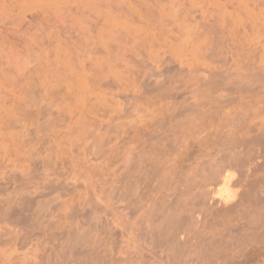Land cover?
<instances>
[{
  "label": "rangeland",
  "instance_id": "obj_1",
  "mask_svg": "<svg viewBox=\"0 0 264 264\" xmlns=\"http://www.w3.org/2000/svg\"><path fill=\"white\" fill-rule=\"evenodd\" d=\"M258 1L0 0V264H264Z\"/></svg>",
  "mask_w": 264,
  "mask_h": 264
},
{
  "label": "bare ground",
  "instance_id": "obj_2",
  "mask_svg": "<svg viewBox=\"0 0 264 264\" xmlns=\"http://www.w3.org/2000/svg\"><path fill=\"white\" fill-rule=\"evenodd\" d=\"M2 1H3V0H2ZM239 1H240V0H239ZM250 1H251V0H250ZM257 1H258V0H257ZM261 1H262V0H261ZM4 2H5V1H4ZM19 2H20V1H19ZM253 2H254V1H253ZM258 2H259V1H258ZM239 3H240V2H239ZM239 3H238V4H239ZM19 4H20V3H19ZM246 4H247V3H246ZM249 4H250V3H249ZM253 4H254V3H253ZM261 5H262V3H261ZM7 6H9V5H7ZM10 6H11V5H10ZM10 6H9V7H10ZM17 6H18V5H17ZM220 6H221V4H220ZM234 6H235V5H234ZM236 6H237V5H236ZM246 6H247V5H246ZM248 6H249V5H248ZM252 6H253V5H252ZM255 6H256V5H255ZM232 7H233V6H232ZM239 7H240V6H239ZM242 7H243V6H242ZM259 7H260V6H259ZM11 8H13V7H11ZM11 8H10V9H11ZM221 8H222V6H221ZM224 8H225V7H224ZM254 8H255V7H254ZM8 10H9V8H8ZM11 10H12V9H11ZM23 10H24V9H22V11H23ZM222 10H223V9H222ZM226 10H227V9H226ZM248 10H249V9H248ZM22 11H19V12L22 13ZM231 11H232V9H231ZM242 11H243V10H242ZM250 11H251V10H250ZM250 11H249V13H250ZM19 12H18V13H19ZM220 12H221V11H220ZM253 12H254V11H253ZM222 13H223V12H222ZM225 13H226V12H225ZM239 13H240V12H239ZM233 14H234V13H233ZM241 14H242V13H241ZM20 15H21V14H20ZM236 15H237V14H236ZM14 17H15V16H14ZM17 17H18V14H17ZM19 17H20V16H19ZM19 17H18V18H19ZM45 17H46V16H45ZM236 17H238V15H237ZM238 18H239V17H238ZM238 18H237V19H238ZM252 19H253V18H252ZM47 20H48V19H47ZM220 20H221V19H220ZM255 20H256V19H255ZM236 21H237V20H236ZM238 21H239V20H238ZM256 21H257V20H256ZM257 22H258V21H257ZM237 23H238V22H237ZM34 24H35V23H34ZM240 24H241V23H240ZM254 24H255V23H254ZM261 24H262V23H261ZM39 25H41V23H40ZM43 25H44V24H43ZM228 25H229V24H228ZM235 25H236V24H235ZM242 25H243V24H242ZM32 26H33V25H32ZM44 26H45V25H44ZM35 27H36V26H35ZM228 27H229V26H228ZM263 28H264V27H263ZM225 29H226V28H225ZM26 30H27V29H26ZM232 30H233V29H232ZM240 31H242V30H240ZM244 31H245V30H244ZM251 31H252V28H251ZM53 32H54V31H53ZM55 32H56V31H55ZM225 32H226V31H225ZM248 32H249V31H248ZM244 33H245V32H244ZM244 33H243V34H244ZM246 33H247V32H246ZM1 34H2V33H1ZM40 34H41V33H40ZM241 35H242V34H241ZM244 35H246V34H244ZM249 35L251 36V34H249ZM38 36H39V35H38ZM233 36H234V35H233ZM246 37H247V36H246ZM42 38H43V37H42ZM42 38H41V39H42ZM241 38L244 40V37H241ZM247 38H248V37H247ZM251 38H253V37L251 36ZM232 39H233V38H232ZM242 39H241V40H242ZM4 41H5V40H4ZM37 41H38V40H37ZM246 41H247V40H246ZM40 43H41V42H40ZM234 43H235V42H234ZM234 43H233V44H234ZM245 43H246V42H245ZM32 44H33V43H32ZM34 44H35V43H34ZM251 44H252V42H251ZM247 45H250V44L248 43ZM34 46H35V45H34ZM32 50H33V49H32ZM37 50H38V49H37ZM237 50H238V48H237ZM35 52H36V51H35ZM37 52H38V51H37ZM39 52H40V50H39ZM241 52H242V51H241ZM249 53H250V52H249ZM36 54H37V53H36ZM3 55H4V54H3ZM46 55H47V54H46ZM241 55H242V54H241ZM233 56H234V55H233ZM233 56H232V57H233ZM245 57L247 58L248 56H245ZM242 60H243V59H242ZM248 61H249V60H248ZM250 61H251V60H250ZM244 76H245V75H244ZM242 77H243V76H242ZM228 78H229V77H228ZM225 83H226V82H225ZM263 83H264V82H263ZM244 86H245V85H244ZM246 86H247V85H246ZM260 86H261V85H260ZM249 87H250V86H249ZM234 89H235V88H234ZM232 94H233V93H232ZM261 98H262V97H261ZM261 98H260V99H261ZM262 99H263V98H262ZM259 101H260V100H259ZM263 101H264V100H263ZM246 102H247V101H246ZM247 103H248V102H247ZM250 103H251V102H250ZM244 104H246V103H244ZM254 104H255V103H254Z\"/></svg>",
  "mask_w": 264,
  "mask_h": 264
}]
</instances>
